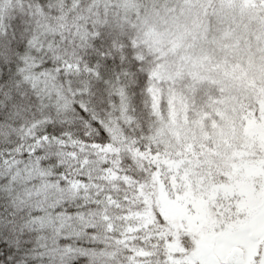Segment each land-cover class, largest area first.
I'll return each mask as SVG.
<instances>
[{
    "label": "snow or ice",
    "instance_id": "6c2138e0",
    "mask_svg": "<svg viewBox=\"0 0 264 264\" xmlns=\"http://www.w3.org/2000/svg\"><path fill=\"white\" fill-rule=\"evenodd\" d=\"M249 25L264 52V0H0V264H264Z\"/></svg>",
    "mask_w": 264,
    "mask_h": 264
},
{
    "label": "rangeland",
    "instance_id": "374dc122",
    "mask_svg": "<svg viewBox=\"0 0 264 264\" xmlns=\"http://www.w3.org/2000/svg\"><path fill=\"white\" fill-rule=\"evenodd\" d=\"M256 25L249 26H241L239 28V35L241 36V51L244 53H249V49H251L252 53H255L258 58V62L264 63V52H257V41L253 35L256 31ZM264 30V29H261ZM264 47V45H261ZM171 185V193L168 188H165L161 183L158 189V200L159 207L162 215H165L166 218L170 219H178L180 217H184L188 215L187 212V204L192 203V190L190 189L188 192V199L185 203L181 204L178 202V199H173L172 197H176V188L178 187L175 182H170ZM250 184L245 183L243 180L240 182L239 190L240 191H248ZM195 207V204H193Z\"/></svg>",
    "mask_w": 264,
    "mask_h": 264
},
{
    "label": "trees",
    "instance_id": "16d2710c",
    "mask_svg": "<svg viewBox=\"0 0 264 264\" xmlns=\"http://www.w3.org/2000/svg\"><path fill=\"white\" fill-rule=\"evenodd\" d=\"M250 188V186H249ZM156 202H157V205H158V210H160V207H159V200H158V191H157V198H156Z\"/></svg>",
    "mask_w": 264,
    "mask_h": 264
}]
</instances>
